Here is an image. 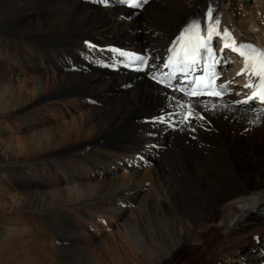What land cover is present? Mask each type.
Wrapping results in <instances>:
<instances>
[{
    "label": "bare ground",
    "instance_id": "6f19581e",
    "mask_svg": "<svg viewBox=\"0 0 264 264\" xmlns=\"http://www.w3.org/2000/svg\"><path fill=\"white\" fill-rule=\"evenodd\" d=\"M201 1L208 0H153L134 16L77 0H0V35L8 37L0 39V172L8 168L27 183L9 190L0 185V213L9 206V213H16L10 224L25 221L23 231L9 228L2 264H173L175 254L187 248L191 259L175 264L264 261V183H251L247 171L264 163V116L232 108L224 99L182 106V99L143 75L62 70L66 61L79 59L86 41L163 55L179 28L205 8ZM254 1L257 8L245 22L247 5L241 0L218 7L241 43L264 49L257 20L263 3ZM51 39L60 43L45 42ZM61 102L66 105L58 120ZM183 107L187 114L173 115ZM171 115L183 121L176 131L161 123ZM6 123L23 139L8 136ZM154 140L164 146L150 143ZM148 147L157 154L146 160ZM66 160L74 162L76 172L68 167L36 180L22 176ZM90 174L101 178L89 179ZM124 197L134 210H122ZM92 209L119 220L116 231L96 239L78 230V215L96 233L105 228L87 215ZM237 230L246 231L235 236ZM228 241L234 253L223 259Z\"/></svg>",
    "mask_w": 264,
    "mask_h": 264
},
{
    "label": "rangeland",
    "instance_id": "374dc122",
    "mask_svg": "<svg viewBox=\"0 0 264 264\" xmlns=\"http://www.w3.org/2000/svg\"><path fill=\"white\" fill-rule=\"evenodd\" d=\"M175 1V0H174ZM183 1H185V0H183ZM119 21L121 22L122 20H120L119 19ZM178 23V19H177V22L176 23H174L173 25H176ZM173 25H169V26H173ZM169 26H167V27H163V28H168ZM2 37V38H1ZM3 38H8V37H3V35H0V39H3ZM102 38H99L98 40H101ZM39 42H41V41H39ZM45 42H55V43H60L59 42V40H53V39H51L50 41H45ZM25 43V42H24ZM23 43V44H24ZM41 43H44V41L43 42H41ZM128 43V42H127ZM77 101H74V102H71V103H76ZM78 102H80V101H78ZM103 103V104H102ZM102 103H100L99 105H97L98 107H100V108H103L104 107V102H102ZM66 105V103L65 102H61V103H59V105H58V107H59V111L61 112V113H59V116H58V120L59 119H61V117H62V115H63V110H64V106ZM70 106V108H72V109H77L75 106H73V105H69ZM58 111V112H59ZM68 112V111H67ZM50 114L52 115V118H54V122L56 121V115H57V113H55V112H53L52 110L50 111ZM17 124H18V126H19V128H21V130L22 129H27L26 127H27V125L22 121V120H18L17 121ZM3 129L7 132V134H8V136H11V137H13V139H14V141H19L20 139H23V136L20 134V131L19 130H17V129H15V128H12V126L9 124V123H6V124H4L3 125ZM10 133V134H9ZM153 142H156V143H159V144H162L163 146H164V144L162 143V142H160V141H158V140H154V141H151L150 143H153ZM258 143H261V141H259ZM116 144V143H115ZM113 146H115V145H113ZM159 150H161V148L159 149ZM157 154V152L155 151V150H153L151 147H148L147 148V152H146V160L148 159V157H151V158H153V157H155V155ZM85 158H86V156H85ZM108 166V165H107ZM71 168L72 169V172L74 173V172H76L75 171V169H74V167H75V165H74V162L73 161H70V160H66L65 162H63V163H57V162H54V163H49V164H45V165H39L38 166V168L36 169V170H34V169H31L32 171H29V172H23L22 173V176H30L31 177V179H29V180H36L37 178H39V177H41L42 175H44L45 173H51V172H54L53 170H56V171H60V170H63V169H65V168ZM109 167V166H108ZM77 169H80V168H82V169H86V167L84 166V167H76ZM153 169V166L152 167H150L149 169H147L148 171H151ZM109 170L111 171V168L109 167ZM4 171L5 172H0V185H2L3 187H4V189H10V188H18V189H21V187H23V185H25V184H27L26 182H21L20 180H18V178H20V176H19V174L18 173H13V172H11V171H9V169L8 168H4ZM247 171H249V173H248V179L250 180V181H252L251 183H253L254 181H257V182H263L264 183V177L262 178V179H257L258 177L256 176V177H254V174L255 173H257V172H260L262 175H264V163L262 164V163H260L259 164V167H257L256 169H255V167H250L249 168V170H247ZM250 171H252V172H250ZM116 172H122L121 170H119V171H116ZM124 172V171H123ZM122 174V173H121ZM92 175L90 174V175H88L87 177L89 178V179H95V178H93V177H97V179L98 178H101V177H99V175L98 174H96V175H94L93 177H91ZM75 177V179H77V177L76 176H74ZM144 183H146V182H144ZM148 184L146 185V187H148V185H150L149 183L150 182H147ZM7 195L6 196H8V198H9V191H8V193H6ZM124 199H125V201H126V204L127 205H129V203H128V200H127V198L126 197H124ZM128 209V210H127ZM135 209V207L133 208V209H129V208H122V210H127V211H132V210H134ZM54 215V214H53ZM52 215V216H53ZM10 216H15L16 217V213L14 214V213H9V206L8 207H6V210L3 212V213H0V249H1V247H2V242L4 241V239L7 237V233H8V230H9V228L10 227H12V228H14V229H18V230H20V231H23L24 230V227H25V221L24 222H14V224L12 225V224H10V222L11 221H9V217ZM51 216V215H50ZM79 216V215H78ZM20 219L22 218V216L21 217H19ZM23 219V218H22ZM204 221H208V220H204ZM48 222H45L44 223V225H45V229L46 230H49L50 231V227H49V225L47 224ZM83 224V223H82ZM208 225L210 224V221L207 223ZM47 226V227H46ZM253 226H249L247 229H250V228H252ZM246 229V230H247ZM246 230H237L236 232H235V236H237V235H240L241 233H243V232H245ZM115 231H116V229H115ZM82 232H84V231H82ZM85 234H87V233H85ZM192 234H193V232H192ZM82 236H84V235H82ZM117 237H118V239H120L121 238V236L119 235V233L117 234ZM230 241V240H229ZM229 241L225 244V247H224V250H223V252H222V254H221V257L223 258V259H225L226 257H227V255H229V254H232V253H234L232 250H230V249H228V247H229V245H228V243H229ZM228 245V246H227ZM240 247V246H239ZM189 248H187V249H184L183 251H179L177 254H175V256H174V263L173 264H175V263H177V262H180V261H183V260H190L191 259V257H192V253H190V251L188 250ZM238 250V249H237ZM253 255H256V254H253ZM247 257H249L250 255H246ZM244 257V256H243ZM221 258V259H222ZM215 260H217V258L215 257L214 258ZM2 260V259H1ZM0 260V261H1ZM180 260V261H179ZM220 260V259H219ZM219 260L218 261H215V263L214 264H218V262H219ZM2 262H3V260H2ZM2 262H0V264H2ZM239 264H243V262L240 260V261H237ZM221 264H223V262H221ZM233 264H236V263H234L233 262Z\"/></svg>",
    "mask_w": 264,
    "mask_h": 264
},
{
    "label": "snow or ice",
    "instance_id": "6c2138e0",
    "mask_svg": "<svg viewBox=\"0 0 264 264\" xmlns=\"http://www.w3.org/2000/svg\"><path fill=\"white\" fill-rule=\"evenodd\" d=\"M125 2L129 3L131 6H140L147 3V0H125ZM208 16L214 21V25L219 23L218 18L212 16L211 9L208 10ZM204 32L207 33L206 36L202 34L201 22L199 20H193L183 28L180 36L177 37L178 41H181L186 35L188 37V43L182 49L184 54L183 60L185 62L194 64L197 62L198 57L214 55L213 48L210 47L209 44L212 40V36H218L220 33L215 26L212 32H208L207 29H204ZM223 36L225 39L223 47L231 48L232 51L237 52L238 55L244 58V66L237 75H244L247 73L250 78L255 76L258 78L259 84L264 86V49H260L250 43H240L237 46L235 39L231 37L228 30L224 31ZM229 39H231V44L228 43ZM177 56H179V52H177ZM138 59H140L141 62L143 61V57H139ZM253 86L252 84L245 85V87ZM221 87H223V85H221ZM193 95H195V93H193ZM255 95L264 98V92H257Z\"/></svg>",
    "mask_w": 264,
    "mask_h": 264
}]
</instances>
